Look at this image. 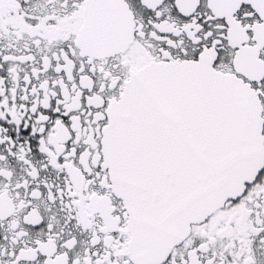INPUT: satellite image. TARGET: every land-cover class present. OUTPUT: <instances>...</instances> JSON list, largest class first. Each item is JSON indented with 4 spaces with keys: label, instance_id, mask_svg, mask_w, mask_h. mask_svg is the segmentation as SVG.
Listing matches in <instances>:
<instances>
[{
    "label": "snow or ice",
    "instance_id": "1",
    "mask_svg": "<svg viewBox=\"0 0 264 264\" xmlns=\"http://www.w3.org/2000/svg\"><path fill=\"white\" fill-rule=\"evenodd\" d=\"M0 264H264V0H0Z\"/></svg>",
    "mask_w": 264,
    "mask_h": 264
}]
</instances>
